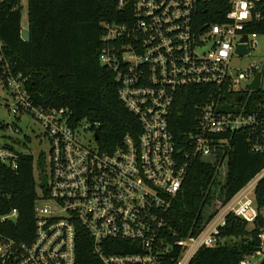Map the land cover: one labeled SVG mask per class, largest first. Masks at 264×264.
Returning a JSON list of instances; mask_svg holds the SVG:
<instances>
[{
    "label": "built area",
    "instance_id": "built-area-1",
    "mask_svg": "<svg viewBox=\"0 0 264 264\" xmlns=\"http://www.w3.org/2000/svg\"><path fill=\"white\" fill-rule=\"evenodd\" d=\"M226 1L223 22L198 26L194 21L198 12L215 0H118L129 13L121 21L102 23L98 58L113 73L118 97L135 115L140 130L136 136L125 134L112 150L97 145V122L74 121L66 108L34 104L24 88L25 78L1 62L0 41L4 92L0 107L15 119L27 115L35 120L48 144L46 154L33 155L34 169L44 179L39 188L36 183L32 240L19 242L0 233V264H73L80 228L102 264H190L200 248L221 243L229 214L247 224L255 221L254 189L264 168L229 200L214 198L196 233L171 241L162 234L164 213L187 170L168 125L180 89H213L199 107L195 131L187 133L186 157L217 163L222 177L231 136L239 131L246 132L250 151L264 152V111L245 109L251 93L264 90V59L241 63L257 47V35H264L249 30L253 22H264V0ZM245 14L246 18H238ZM238 45H246L248 53L238 54ZM257 73L259 89L248 90ZM232 97L240 104L223 108ZM0 128L20 131L14 123ZM16 143L0 135V163L12 169L21 154H32L19 150ZM16 215V209L1 215L0 226ZM263 257L264 233L259 249L239 264H257Z\"/></svg>",
    "mask_w": 264,
    "mask_h": 264
},
{
    "label": "trees",
    "instance_id": "trees-1",
    "mask_svg": "<svg viewBox=\"0 0 264 264\" xmlns=\"http://www.w3.org/2000/svg\"><path fill=\"white\" fill-rule=\"evenodd\" d=\"M227 9L226 0L209 2L198 12L195 24L221 23ZM261 9L264 11V6ZM26 10L28 41L20 35V0H0L1 62H7L13 73L25 78L24 88L34 104L45 109L66 108L74 121L97 122L96 143L101 150H112L125 134L136 136L139 122L120 101L113 73L98 58L102 23L121 21L129 11L118 0H26ZM249 30L263 33L264 22H253ZM212 90L209 86L180 89L168 116L177 154L187 163L181 188L164 213L162 234L170 241L196 233L214 198L229 200L264 168V152L250 151L247 134L241 131L231 136L222 177L216 171L217 163L185 156L189 148L187 133L195 131L199 107ZM235 104L240 103L232 97L223 108ZM245 109L264 111V90L252 92ZM221 157L219 154L218 160ZM38 162L42 167L41 157ZM33 163L32 154H21L14 169L0 163V216L12 209L17 211L14 220L0 226V233L19 242H30L34 233L37 190ZM254 204L257 216L252 224L229 214L220 232L221 243L200 248L190 264H239L243 257L257 251L260 234L264 233V177L254 189ZM73 264H102L92 253L91 239L83 228L77 236Z\"/></svg>",
    "mask_w": 264,
    "mask_h": 264
},
{
    "label": "rangeland",
    "instance_id": "rangeland-1",
    "mask_svg": "<svg viewBox=\"0 0 264 264\" xmlns=\"http://www.w3.org/2000/svg\"><path fill=\"white\" fill-rule=\"evenodd\" d=\"M20 13H21V26L22 28H27V10H26V0H20ZM257 47H254L250 50V53L242 58V64L247 63H257L260 60L264 59V35L258 34L257 37ZM4 95L2 86L0 83V98ZM1 100V99H0ZM12 123L16 124L19 128V132H11L9 129L2 130L0 128V135L16 140V145L18 149L24 153H32V155L37 156L39 152L46 154L48 144L47 141L43 138V132L39 124L33 120L31 117L24 115L19 120L8 113L6 108L0 107V124L11 125ZM225 168V165L223 166ZM225 173V169H223ZM34 177L39 188L40 180L44 179L40 175L38 170L34 169ZM252 197V196H250ZM249 227V225H248ZM261 258V256H258Z\"/></svg>",
    "mask_w": 264,
    "mask_h": 264
},
{
    "label": "water",
    "instance_id": "water-1",
    "mask_svg": "<svg viewBox=\"0 0 264 264\" xmlns=\"http://www.w3.org/2000/svg\"><path fill=\"white\" fill-rule=\"evenodd\" d=\"M21 38L25 41H28L30 39V33H29V30L28 28H22L21 29ZM244 40V37L242 38ZM236 52L240 55H244V54H247L248 53V48L246 47V45H238L236 47ZM259 77H260V74L257 73L253 82L249 85L246 86V88L248 90H258L259 89ZM237 101L240 100V96H238L236 98ZM94 137L96 138L97 135L94 134ZM226 149V148H225ZM257 264H264V257L261 259V261Z\"/></svg>",
    "mask_w": 264,
    "mask_h": 264
},
{
    "label": "clouds",
    "instance_id": "clouds-1",
    "mask_svg": "<svg viewBox=\"0 0 264 264\" xmlns=\"http://www.w3.org/2000/svg\"><path fill=\"white\" fill-rule=\"evenodd\" d=\"M238 18L244 19V18H246V14L244 16H241V17H238Z\"/></svg>",
    "mask_w": 264,
    "mask_h": 264
}]
</instances>
